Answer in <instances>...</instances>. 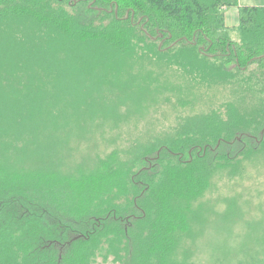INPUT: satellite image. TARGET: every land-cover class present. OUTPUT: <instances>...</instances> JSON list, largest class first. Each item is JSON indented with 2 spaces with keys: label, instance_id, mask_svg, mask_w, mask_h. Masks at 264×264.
I'll list each match as a JSON object with an SVG mask.
<instances>
[{
  "label": "trees",
  "instance_id": "1",
  "mask_svg": "<svg viewBox=\"0 0 264 264\" xmlns=\"http://www.w3.org/2000/svg\"><path fill=\"white\" fill-rule=\"evenodd\" d=\"M233 6L238 0H0V264H93L98 254L183 264L176 256L195 231L196 202L217 168L233 167L217 163L243 156L235 147L254 139L264 145V102L185 121L143 148L141 135L125 159L110 153L89 174L24 164L66 129L143 116L169 86L213 89L257 65L243 80L264 96V6L239 7L237 40L225 24Z\"/></svg>",
  "mask_w": 264,
  "mask_h": 264
},
{
  "label": "rangeland",
  "instance_id": "2",
  "mask_svg": "<svg viewBox=\"0 0 264 264\" xmlns=\"http://www.w3.org/2000/svg\"><path fill=\"white\" fill-rule=\"evenodd\" d=\"M239 3L264 6V0H239ZM238 7L229 9L231 23L239 22ZM236 28L231 35L234 39L237 36V40ZM253 69H257V65H251L241 73L234 71L237 75L240 73V81L233 78L214 85L213 89L202 85L196 89L183 88L179 92L171 91L169 86L156 92L159 100L143 116L127 117L116 126L107 119L102 126L66 129L60 141L36 148L35 154L26 158L24 166L44 174H89L97 171L101 160L110 153L125 159L127 147L141 135L143 148L148 145L146 140L173 135L181 123L204 119L212 112L226 117L225 110L231 106L242 113L255 111L264 102V96L256 85L243 80V76ZM256 141H251L245 149L240 145L235 147L243 153L235 161L217 163L233 167L217 168L213 172L210 187L196 202L195 231L180 243L177 261H183V264H237L250 257L264 260V145H254ZM104 256L98 254L93 264H119L112 256Z\"/></svg>",
  "mask_w": 264,
  "mask_h": 264
},
{
  "label": "crops",
  "instance_id": "3",
  "mask_svg": "<svg viewBox=\"0 0 264 264\" xmlns=\"http://www.w3.org/2000/svg\"><path fill=\"white\" fill-rule=\"evenodd\" d=\"M238 6L241 7V6H244V5H240L239 0H238ZM239 7H238V8H239ZM229 9H231V8L226 9L225 14H224V15H225V24H226L227 27H230V28H236V27H238L239 22H238V23H236V22L231 23V20L228 18V14H229V12H230ZM231 15H232V13H231ZM238 16H240L239 13H238ZM239 19H240V18H239Z\"/></svg>",
  "mask_w": 264,
  "mask_h": 264
}]
</instances>
